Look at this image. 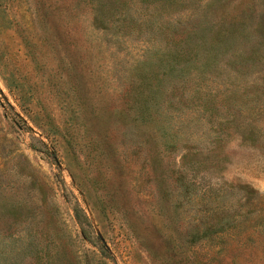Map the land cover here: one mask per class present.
<instances>
[{
  "label": "rangeland",
  "instance_id": "374dc122",
  "mask_svg": "<svg viewBox=\"0 0 264 264\" xmlns=\"http://www.w3.org/2000/svg\"><path fill=\"white\" fill-rule=\"evenodd\" d=\"M0 264H264V0H0Z\"/></svg>",
  "mask_w": 264,
  "mask_h": 264
},
{
  "label": "trees",
  "instance_id": "16d2710c",
  "mask_svg": "<svg viewBox=\"0 0 264 264\" xmlns=\"http://www.w3.org/2000/svg\"><path fill=\"white\" fill-rule=\"evenodd\" d=\"M227 32H228V35L226 36ZM186 36H189L188 32L186 33ZM230 37H231L230 31H227V30L225 31V29L222 28V26H219L216 30L213 29L212 31H209L205 34V36H202L199 40L200 42L199 49L203 51V54H202L203 61L201 65H213L216 57H219L220 55H223L228 52L233 54V56L234 55L238 56L237 51H232V48L234 47L233 45L234 42L228 41ZM184 42H185L184 37H180L178 44L176 46L175 54L170 55L172 59L174 60L179 59L178 57L183 58L185 57V55L190 53L189 49L187 48L189 46L188 45L184 46V44H182ZM190 56L192 55L190 54L187 58L182 59L180 62L175 61V64L171 65L168 68L167 75L173 71L177 72V74L174 73L170 77V80L172 78L176 79L177 76H179V79H181L183 83L185 82V76L187 75V73H189L187 65L193 62H196V60ZM196 57L198 56L196 55ZM235 64L237 65L238 62H236ZM135 100H138V99H135ZM138 101H143V99L138 100ZM136 105L137 106L134 108L132 112V120L134 122H138L139 124L146 125V119L150 117L151 115L149 107L144 103V101L143 103H137ZM250 132H252V130H250ZM75 217H77L78 219V209L77 210L75 209ZM79 223H81L80 220H79ZM204 226H206V230H208V233L207 232H203V234L197 233V239H201V238L206 239L208 237L210 239L212 237L213 233L211 234V231H210V227H212V225H204ZM82 230L84 233L83 228Z\"/></svg>",
  "mask_w": 264,
  "mask_h": 264
}]
</instances>
